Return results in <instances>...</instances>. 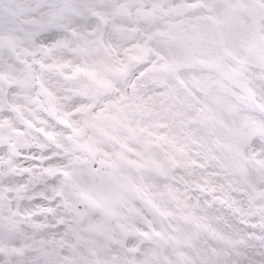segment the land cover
<instances>
[{
	"label": "snow or ice",
	"instance_id": "snow-or-ice-1",
	"mask_svg": "<svg viewBox=\"0 0 264 264\" xmlns=\"http://www.w3.org/2000/svg\"><path fill=\"white\" fill-rule=\"evenodd\" d=\"M0 264H264V0H0Z\"/></svg>",
	"mask_w": 264,
	"mask_h": 264
}]
</instances>
